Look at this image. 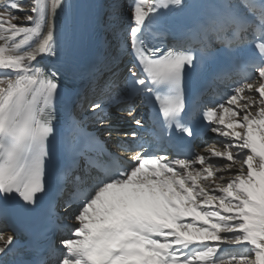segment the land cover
Masks as SVG:
<instances>
[{"label":"snow or ice","instance_id":"6c2138e0","mask_svg":"<svg viewBox=\"0 0 264 264\" xmlns=\"http://www.w3.org/2000/svg\"><path fill=\"white\" fill-rule=\"evenodd\" d=\"M185 6L184 0H135L128 38L118 37L132 57L123 86L106 82L107 98L89 109L100 113L101 125L114 127L126 112L142 126L135 116L139 100L157 112L161 140L170 142L173 128L182 134L178 140L193 138L185 81L217 56L218 43L230 64L216 78L239 79L216 104L201 107L194 99L193 108L205 130L223 139L192 155L153 153L138 144L127 159L85 156L81 164L60 163L49 147L57 101L79 95L77 78L63 61L42 66L45 58L72 51L78 22L66 19L58 32L66 0H30V6L0 0V226L37 211L49 169L62 179L72 225L70 238L38 264H264V0H215L194 29L199 57L183 43L164 51L146 39ZM123 136L137 139L134 131ZM17 245L14 234L0 230V256Z\"/></svg>","mask_w":264,"mask_h":264},{"label":"bare ground","instance_id":"6f19581e","mask_svg":"<svg viewBox=\"0 0 264 264\" xmlns=\"http://www.w3.org/2000/svg\"><path fill=\"white\" fill-rule=\"evenodd\" d=\"M19 2L30 6V0H19ZM134 2L135 0H66L68 4L66 15L62 14L57 17V30L59 32L66 19L75 18L79 25L75 46L71 52L66 49L59 52V59L48 57L42 61V66L45 67H52L53 65L59 67L61 66V61H63L65 68L73 65L79 66L80 70H83L87 62L91 61L95 55H103L104 60L94 68L95 72L91 79L87 81L83 78L82 74L75 75L79 95L73 94L72 98L80 124L91 131L97 132L106 142L108 148L119 154H123L126 150L130 149L136 141H139L144 146H152V143L147 140L146 131L135 130L134 126L137 125L132 121V117L127 116L126 112L118 114L120 115V120L118 122L113 121V124L123 122L127 127L121 130H113V126L101 125L98 122L100 113L93 115L89 110L86 115H92V117L87 119L86 115L83 114V110L87 107L89 108L92 101H100L107 98V94L103 90L106 82L118 79L121 87L123 86V80L120 81V76H122L123 70L128 67L129 64L127 63H129V59L127 57L123 59V55L126 53L122 49V44H118V37L121 41H126L128 38V25L131 23L129 19L130 15L128 14ZM214 2L215 0H184L186 6L183 10H190L198 22L206 18L210 11L209 6ZM17 14L21 17L19 22L24 23L25 21L22 19L24 13L20 12ZM113 72L117 73L116 77H113ZM126 74L127 71L124 73V76ZM235 80L238 79L230 80L228 83L222 85L221 88H218L216 93L212 94L209 98L211 101L208 102V106L216 104L225 97ZM112 91H119V89L114 88ZM142 104L141 101L137 100L135 116L141 119L142 127H145L147 124L146 112ZM127 107L128 104L125 109ZM107 131L112 132L111 137L107 135ZM133 131L137 133L135 141H132L130 136H123L124 132L131 133ZM209 134L210 138L202 143L198 151H202L206 145H211L214 141L223 139L211 132ZM65 198L61 202L62 206L64 205ZM64 221L70 223L65 212ZM67 238H70V230L66 237L58 240L57 246L60 247V241Z\"/></svg>","mask_w":264,"mask_h":264},{"label":"rangeland","instance_id":"374dc122","mask_svg":"<svg viewBox=\"0 0 264 264\" xmlns=\"http://www.w3.org/2000/svg\"><path fill=\"white\" fill-rule=\"evenodd\" d=\"M128 15H130V12H129ZM129 26H130V25H128V28H129ZM124 58H125V55L123 56V59H124ZM124 68H125V67H124ZM123 74H124V71H123ZM122 78H123V75H122V77L120 76V80H122ZM126 105H127L126 103H125V104H121L120 107L123 108V109H125ZM87 108H88V107H87ZM87 108H86V109H87ZM89 110H90V109H87L88 112H89ZM87 111H86V113H88ZM86 113H85V115H86ZM116 126H117V127H116ZM126 127H127L126 124H124L123 122H119V123H116V124H115V126L113 127V130H121V129H124V128H126ZM223 247L228 248V247H230V246H228V245H223ZM225 254H226V253H225Z\"/></svg>","mask_w":264,"mask_h":264}]
</instances>
